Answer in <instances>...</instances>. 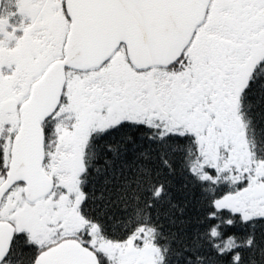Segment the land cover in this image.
I'll use <instances>...</instances> for the list:
<instances>
[{
    "label": "trees",
    "instance_id": "obj_1",
    "mask_svg": "<svg viewBox=\"0 0 264 264\" xmlns=\"http://www.w3.org/2000/svg\"><path fill=\"white\" fill-rule=\"evenodd\" d=\"M6 4L3 0L2 19L6 18ZM262 72L243 91L239 106L248 130L250 157L259 163L264 162ZM70 73L86 77L96 72ZM58 112L50 124L57 120ZM201 155L196 136L171 131L163 124L124 120L95 131L86 145L85 167L79 175L83 199L78 209L84 226L58 232L40 245L16 232L0 264H33L39 252L66 238L96 250L90 243L92 237L98 242L125 244L138 235H146L159 251L158 264H264V215L247 206L242 211L220 205L246 183L231 179L236 167L219 173L216 167L202 171ZM97 253L100 263L108 264L107 254Z\"/></svg>",
    "mask_w": 264,
    "mask_h": 264
},
{
    "label": "rangeland",
    "instance_id": "obj_2",
    "mask_svg": "<svg viewBox=\"0 0 264 264\" xmlns=\"http://www.w3.org/2000/svg\"><path fill=\"white\" fill-rule=\"evenodd\" d=\"M12 3L22 9L23 16H33L34 21L28 25L25 37L19 39L16 47L9 49L4 42L0 41V103L2 99L9 96L19 97L23 94L31 76L49 60L53 51H57L58 26H61L63 21L51 10L56 2L9 0L6 8L8 9ZM0 24L4 26L1 18ZM43 25L44 28H42ZM120 57L119 54L107 69L86 77L71 74L69 78L65 101L59 109L57 120L55 119L47 126L49 129L46 136L48 140L47 169L58 180L56 191L44 200L27 203L21 199L22 186L19 185L7 200L6 205L1 208L0 213L11 216L10 219L16 230L26 234L38 245L50 241L58 232H72L84 226L78 209L83 199L79 175L85 167V148L90 136L99 129L121 122L128 114L132 117L133 114L146 115L150 112L149 100L139 101L137 97L135 98V102L141 109L139 114L131 103L130 99L136 91L135 81L128 67L120 66L119 62L122 60ZM5 66L9 70L6 76L2 73ZM157 78V76L152 78L153 83L146 92L148 94L146 98H149L151 94L152 100V95H156L162 105L160 110L164 107L173 114L177 113L180 107L177 102L178 94H172L169 87L163 85L162 81L155 83ZM15 122L17 121L14 115L3 113L0 109V142L3 141L2 135L10 127V123ZM202 141L206 142L205 139ZM219 146L221 149L222 144ZM1 147L6 149L5 145ZM220 151L218 160L221 164L216 167L214 157H217V154L204 150L199 164L200 169L205 171L206 167H216L218 173L226 169L223 162L229 159L223 161L227 156L222 150ZM246 158L243 160L238 158L239 166L234 165L236 174L231 171L234 174L231 179L239 178L246 183V187L239 190L236 195L224 198L220 201V205H230L235 210H242L247 206L251 211L253 199L258 201L262 197V185H259L260 188L257 186V196L253 194L255 184L260 183L258 177L248 178L247 174L250 170L246 173ZM252 161L250 164L253 166L248 169L252 168V171L257 174L261 167L257 164V160L255 163ZM3 164L5 168L0 170V179L6 175L7 163ZM204 175L210 176L208 173ZM94 232L95 229L90 230L91 236ZM137 239L134 236L125 244H112L98 242L95 237H92L90 243L94 245L96 251L102 252V255L107 254L108 264H158L159 251L149 242L148 237L138 235Z\"/></svg>",
    "mask_w": 264,
    "mask_h": 264
},
{
    "label": "flooded vegetation",
    "instance_id": "obj_3",
    "mask_svg": "<svg viewBox=\"0 0 264 264\" xmlns=\"http://www.w3.org/2000/svg\"><path fill=\"white\" fill-rule=\"evenodd\" d=\"M51 1L56 2V5L51 8L52 12L63 20L62 25L58 26L57 40L59 43L57 44V51H53L49 60L31 76L23 94L19 97L9 96L2 99L0 103L1 105L4 100L9 98L18 101L17 111L9 113L16 117L17 122L10 123V127L2 135L3 141L0 142L1 171L3 167L5 168L2 166L3 163H7L6 175L0 179V184L7 176L12 144L20 129V107L27 100L32 83L42 75L53 60L63 56L70 18L66 10L65 0ZM8 2L9 0H7V4ZM5 11H7L5 19L1 18L2 13L0 12V18L4 22V26L0 24V41L11 49L16 47L19 39L25 37L27 27L34 21V18L31 15L23 16L22 9H19L14 3L10 4L8 9L5 8ZM44 27L43 25L42 28ZM119 54L122 59L119 62L120 66L126 65L135 81L136 91L130 101L137 113L139 114L141 109L139 104L135 102L136 97L139 101L149 100L150 102L148 114H133L130 117L131 115L127 113L128 116L123 117L122 121L144 122L155 126L163 124L171 131L194 135L200 140V148L203 147L202 153L205 150L217 154V157H214L216 167L221 164L218 160L220 150L227 156L223 161L229 159L223 162L226 169L234 168L240 159L243 160L247 156L246 173L250 170L247 174L248 178L258 177L260 183L255 184L254 196H257V186L260 188L259 185H262L263 189L260 200L255 201L253 199L251 210L264 215V162L259 163L257 158L250 157L249 141H247L249 138L248 130L239 111L243 91L250 89L258 75L264 71V0H209L204 20L195 28L190 41L180 56L166 67L159 66L146 69L134 67L128 58L126 46L121 44L109 61L100 69L92 72L107 69ZM71 71V69L67 70V82L62 102L65 99ZM2 73L4 76L9 73L6 66L2 69ZM151 76L152 78L158 77L155 83L162 81L163 85L169 87L172 94H178L179 100L177 102L180 107L177 113L173 114L164 107L160 110L161 103L156 95H152V100L150 99L151 94L149 98H146L148 95L146 92L153 83ZM51 117L46 123H50ZM203 139L206 140L205 143L202 141ZM46 142L48 140H45V144ZM219 144H222L221 149ZM4 145L6 149L1 147ZM238 158L240 159L238 160ZM47 160L45 158L44 168L55 180V188L48 196L50 197L57 189L58 180L47 169ZM256 160L261 167L257 174L252 171V168L248 169L253 166L250 162L255 163ZM19 185L22 186L21 199L27 202L24 196V184L16 183L3 196L0 211ZM10 217L9 214L0 213V222L12 223ZM17 232L19 231L17 230ZM94 251L97 253L96 250Z\"/></svg>",
    "mask_w": 264,
    "mask_h": 264
},
{
    "label": "water",
    "instance_id": "obj_4",
    "mask_svg": "<svg viewBox=\"0 0 264 264\" xmlns=\"http://www.w3.org/2000/svg\"><path fill=\"white\" fill-rule=\"evenodd\" d=\"M209 0H65L70 18L63 57L51 62L32 83L29 97L20 107V129L14 137L11 161L0 184L3 196L16 184H24L27 202L48 197L55 180L44 169L46 121L60 106L67 70L100 69L121 44L136 68L166 67L174 62L204 20ZM2 0H0V11ZM6 113L18 109V101L0 105ZM16 227L0 222V263L7 257ZM34 264H101L97 253L76 239H64L40 252Z\"/></svg>",
    "mask_w": 264,
    "mask_h": 264
}]
</instances>
